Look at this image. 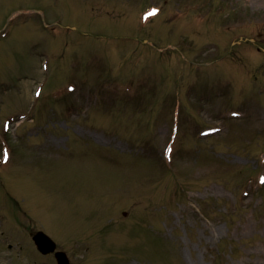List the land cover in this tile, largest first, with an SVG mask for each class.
Instances as JSON below:
<instances>
[{"label": "rangeland", "instance_id": "obj_1", "mask_svg": "<svg viewBox=\"0 0 264 264\" xmlns=\"http://www.w3.org/2000/svg\"><path fill=\"white\" fill-rule=\"evenodd\" d=\"M4 30L0 264H55L36 230L70 264H264V0H0Z\"/></svg>", "mask_w": 264, "mask_h": 264}, {"label": "water", "instance_id": "obj_2", "mask_svg": "<svg viewBox=\"0 0 264 264\" xmlns=\"http://www.w3.org/2000/svg\"><path fill=\"white\" fill-rule=\"evenodd\" d=\"M40 237L42 238V240L40 242L41 247H43L44 250H48L50 248V244L47 242L49 244V246L46 245V243H45V241L47 240L46 237L42 236V235H40ZM58 256H59L58 262L61 263V264L65 263L64 256L61 253L58 254Z\"/></svg>", "mask_w": 264, "mask_h": 264}, {"label": "snow or ice", "instance_id": "obj_3", "mask_svg": "<svg viewBox=\"0 0 264 264\" xmlns=\"http://www.w3.org/2000/svg\"><path fill=\"white\" fill-rule=\"evenodd\" d=\"M151 14V13H150ZM7 158V156L5 155V159ZM262 182H264V178H262Z\"/></svg>", "mask_w": 264, "mask_h": 264}]
</instances>
